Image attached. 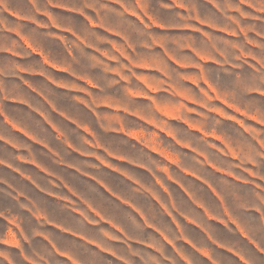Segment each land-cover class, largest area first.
<instances>
[{"label": "clouds", "instance_id": "clouds-1", "mask_svg": "<svg viewBox=\"0 0 264 264\" xmlns=\"http://www.w3.org/2000/svg\"><path fill=\"white\" fill-rule=\"evenodd\" d=\"M0 264H264V0H0Z\"/></svg>", "mask_w": 264, "mask_h": 264}, {"label": "crops", "instance_id": "crops-1", "mask_svg": "<svg viewBox=\"0 0 264 264\" xmlns=\"http://www.w3.org/2000/svg\"><path fill=\"white\" fill-rule=\"evenodd\" d=\"M34 54H36V53H34ZM53 70L54 71H58V72H63L64 70L63 69H60V68H57V67H53ZM59 87H62V88H66V86H64V85H58ZM12 103H15V101H11ZM27 105H25V107H26ZM42 119H43V117H41ZM21 135H23V133L21 132L20 133ZM27 138V137H26ZM31 142H34V141H31ZM37 147H43V145H37ZM46 150V149H45ZM118 162L119 163H124V161L123 160H118ZM25 164H26V166L27 167H32V168H36L37 169V171H40L41 172V174L42 175H48V173L46 172V171H43V170H41L40 168H38L37 167V165L35 164V163H28V162H25ZM110 170H112V171H114V172H118V170L117 169H110ZM16 175H19V173H16ZM194 179H195V177H193ZM22 179H24V177H22ZM159 181H157V183H158ZM175 182V181H174ZM177 185H179V184H177ZM179 187H181V190L183 191V188H182V186L181 185H179ZM165 191V190H164ZM165 192H167V191H165ZM185 195H189L187 192H185ZM50 198H52V199H54L55 197H50ZM125 206H127V205H125ZM165 212H166V209H165ZM166 214H167V212H166ZM168 217H169V219H171V220H173V223H175V220H174V218L170 215V214H168ZM186 222H188V221H186ZM216 222H219V221H216ZM194 227H195V225H193ZM185 243H187V241H185ZM190 246V245H189Z\"/></svg>", "mask_w": 264, "mask_h": 264}, {"label": "rangeland", "instance_id": "rangeland-1", "mask_svg": "<svg viewBox=\"0 0 264 264\" xmlns=\"http://www.w3.org/2000/svg\"><path fill=\"white\" fill-rule=\"evenodd\" d=\"M61 89H62V90H68L67 88H62V87H61ZM26 107H27V106H26ZM166 115H167L168 118H170V119H176V117H175L172 113H167ZM133 138L136 139L137 142H139V137L133 136ZM145 146L148 147V149H149L150 151H152L154 154L161 156V158L167 160L169 163H174V162H173V161L167 156V154L161 152L157 147L154 146L153 143H147V142H146V145H145ZM166 171H167V170L165 169V172H166ZM185 174L187 175L188 173H185ZM169 180H170V182L175 183L174 181H172L171 177H169ZM158 183H159V182H158ZM176 186L179 187V185H176ZM164 190L167 191V189H164Z\"/></svg>", "mask_w": 264, "mask_h": 264}]
</instances>
